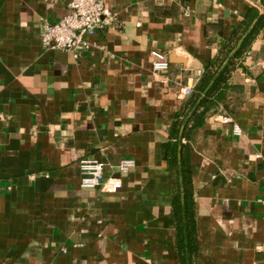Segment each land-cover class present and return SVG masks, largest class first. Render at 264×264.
Returning <instances> with one entry per match:
<instances>
[{"label": "crops", "instance_id": "obj_1", "mask_svg": "<svg viewBox=\"0 0 264 264\" xmlns=\"http://www.w3.org/2000/svg\"><path fill=\"white\" fill-rule=\"evenodd\" d=\"M104 2L115 24L74 59L39 42L64 0H0V264H181L168 156L180 111L186 264H264V0ZM151 51L167 56L165 84ZM229 61L209 110L186 105L180 90ZM126 158L136 166L117 193L79 187L82 160L115 177Z\"/></svg>", "mask_w": 264, "mask_h": 264}, {"label": "built area", "instance_id": "obj_2", "mask_svg": "<svg viewBox=\"0 0 264 264\" xmlns=\"http://www.w3.org/2000/svg\"><path fill=\"white\" fill-rule=\"evenodd\" d=\"M67 13L58 21L45 22L40 27L39 42L44 49H56L70 53L74 59L86 53L93 37L99 28L113 26L116 15L105 6L104 0H64ZM257 4V0H255ZM211 5H217L219 0H210ZM150 65L152 72L158 76L161 83H167L166 76L169 70L167 56L151 51ZM201 71L197 72L201 76ZM192 95V88L185 87L180 90L182 98ZM223 123H229L225 118ZM233 133L238 136L240 131L233 124ZM136 166L134 159L126 158L118 162L115 177H105L103 164L95 159H85L79 163V187L85 190L99 189L106 194H115L122 188L121 177L127 175Z\"/></svg>", "mask_w": 264, "mask_h": 264}, {"label": "trees", "instance_id": "obj_3", "mask_svg": "<svg viewBox=\"0 0 264 264\" xmlns=\"http://www.w3.org/2000/svg\"><path fill=\"white\" fill-rule=\"evenodd\" d=\"M243 26L244 29H246V25ZM254 36V30L247 33L245 38L242 40L239 50L235 53V58L239 57L241 53L247 49L251 41L254 39ZM231 65L232 63L229 61L227 66L221 70L217 76H215V72L211 71L210 65V67L204 71L186 105H189L190 108L195 105L197 109L203 108L204 112L208 111L209 108L214 104L212 101L213 96H217L218 93H221V90L224 89L221 86H224L226 83L225 75L228 73ZM183 116L184 112L180 111L178 118L182 119ZM181 119H176V121H174L172 124L171 139L174 140V142L172 145L169 144L168 156H170V167L172 170H175L176 173L174 182H172V191L174 192L172 206L174 219L176 222V237L179 243L178 251L180 252L181 256V264H186V257H188L189 260L193 253V245L191 240L193 224L191 221V214L189 213V209L191 208V186L188 154L184 146H180L179 149L177 144V140H180L179 129L182 125ZM183 137L184 135H182L181 138ZM177 176L180 178V182L179 180L177 182Z\"/></svg>", "mask_w": 264, "mask_h": 264}]
</instances>
